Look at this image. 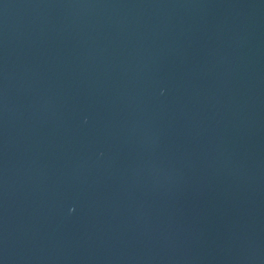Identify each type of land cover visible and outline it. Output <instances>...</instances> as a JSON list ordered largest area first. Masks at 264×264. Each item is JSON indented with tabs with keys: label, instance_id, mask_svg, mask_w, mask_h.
Returning <instances> with one entry per match:
<instances>
[{
	"label": "water",
	"instance_id": "1",
	"mask_svg": "<svg viewBox=\"0 0 264 264\" xmlns=\"http://www.w3.org/2000/svg\"><path fill=\"white\" fill-rule=\"evenodd\" d=\"M264 208V0H0V264H210Z\"/></svg>",
	"mask_w": 264,
	"mask_h": 264
}]
</instances>
